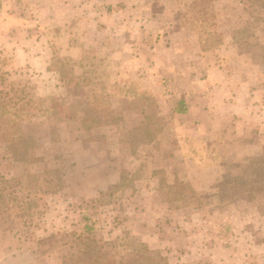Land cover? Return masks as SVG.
<instances>
[{
  "label": "rangeland",
  "instance_id": "rangeland-1",
  "mask_svg": "<svg viewBox=\"0 0 264 264\" xmlns=\"http://www.w3.org/2000/svg\"><path fill=\"white\" fill-rule=\"evenodd\" d=\"M5 92L0 264H264V0H0Z\"/></svg>",
  "mask_w": 264,
  "mask_h": 264
},
{
  "label": "trees",
  "instance_id": "trees-1",
  "mask_svg": "<svg viewBox=\"0 0 264 264\" xmlns=\"http://www.w3.org/2000/svg\"><path fill=\"white\" fill-rule=\"evenodd\" d=\"M109 9V6L107 7V11H109L108 10ZM109 40H103V42L102 43H100L101 44V46H103V44H104V47H102L103 49H105V45L107 44V42H108ZM80 49H82V46H80ZM81 51V50H80ZM104 51V50H103ZM56 53L55 52H52V56L53 55H55ZM69 55L70 56H73L72 55V53L71 52H69ZM73 59H74V57H72ZM71 71H72V69H71ZM60 72V71H59ZM73 79H72V77L71 78H68V83H70L71 81H72ZM67 83V84H68ZM73 83H75V82H73ZM76 84V83H75ZM76 87H77V89L75 90V95L72 97V98H70V103H71V101L73 102V100H74V102L75 101H77V100H79V101H81V102H83V104H87V101H88V99L86 98L87 97V95H86V90H84V92H82V90H81V86H77V84H76ZM84 89H86V86H85V88ZM88 91V90H87ZM5 96H8L7 98H6V100H4V98H3V100H1L0 101V104H1V106H0V116H5L6 114H7V111H8V105L9 104H12V105H10L12 108H14V109H16V107L17 108H20V106H18L19 105V102L18 101H15L14 100V98H13V96H10L9 95V93H6L5 92V94H4ZM42 100V99H41ZM68 99H66L65 101H67ZM27 105V104H26ZM176 111L177 112H184V103H183V101H179L178 102V106H177V108H176ZM83 113V112H82ZM0 121L4 124V122L5 123H7V122H9L10 121V118H8V119H0ZM11 122H13V121H11ZM0 197H1V195H0ZM87 229H89V227L88 226H85Z\"/></svg>",
  "mask_w": 264,
  "mask_h": 264
},
{
  "label": "crops",
  "instance_id": "crops-1",
  "mask_svg": "<svg viewBox=\"0 0 264 264\" xmlns=\"http://www.w3.org/2000/svg\"><path fill=\"white\" fill-rule=\"evenodd\" d=\"M107 13V12H105ZM109 13V11H108ZM104 16L99 18L98 20L96 21H92L91 24L93 26V28L95 29L96 31V37H98V34H100V43L103 42V40H109V41H112V34L113 32L118 29H124V27L121 25L122 22H124L122 19L124 18H120L116 24H114L112 22V19H111V16H110V13L108 15L106 14H103ZM80 23H81V26H83L86 22H84L83 20H79ZM136 21V19L134 20ZM160 31V30H159ZM160 36H166L165 35H160ZM125 99H128V98H125ZM176 111V109H175ZM177 112V111H176Z\"/></svg>",
  "mask_w": 264,
  "mask_h": 264
}]
</instances>
